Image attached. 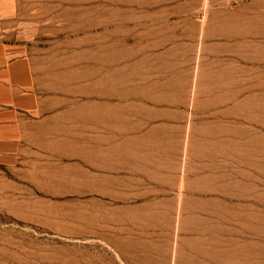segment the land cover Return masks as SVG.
Wrapping results in <instances>:
<instances>
[{
	"label": "rangeland",
	"instance_id": "1",
	"mask_svg": "<svg viewBox=\"0 0 264 264\" xmlns=\"http://www.w3.org/2000/svg\"><path fill=\"white\" fill-rule=\"evenodd\" d=\"M0 264H264V0H0Z\"/></svg>",
	"mask_w": 264,
	"mask_h": 264
}]
</instances>
